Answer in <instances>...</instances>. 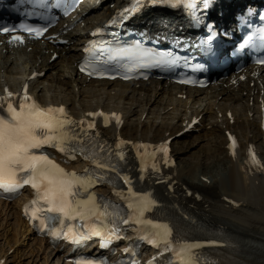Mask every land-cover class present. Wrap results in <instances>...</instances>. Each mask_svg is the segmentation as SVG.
Segmentation results:
<instances>
[{
    "label": "bare ground",
    "instance_id": "1",
    "mask_svg": "<svg viewBox=\"0 0 264 264\" xmlns=\"http://www.w3.org/2000/svg\"><path fill=\"white\" fill-rule=\"evenodd\" d=\"M48 48L54 49L59 57L50 60V54L46 55V49ZM73 53L74 49L71 47L58 49L51 45L34 44L32 51L25 58L22 68L17 66L19 58L13 56L7 47L6 54L0 56V60H2L4 65L5 73L9 75L18 74L15 77L17 79L16 86H20L21 82L26 79V76L34 70L39 72L44 71V78L31 85L36 95L41 100L49 99L52 102L60 100L65 103L69 102L72 106L74 105L78 108L92 107L93 104L99 102L98 99L102 97V94L107 96L112 95L111 97L119 99V102L121 100H127L129 104L139 102V98L146 94V103L152 101L154 105L157 103L156 97H161L162 94H171L172 92L171 86L165 87L166 82H160L158 80H152L149 85H142L140 88L142 93L136 92V95L134 90H130L127 84H121L124 88L117 90L109 89L111 83L107 81L88 84L84 89L72 92L79 84V77L70 62V57ZM47 71L49 73L46 76ZM260 78L264 83V76L261 75ZM100 85H102L101 88ZM227 85L228 81L226 79H217L205 89L195 90L194 94H197L195 96L198 97V100H203V97L210 99L209 103L212 102L211 106H220L223 104L230 106L233 112L234 123L230 118L228 120L233 130L236 132L237 130L239 131V144H242V150L237 159L233 160L226 155V150L223 148V145L226 143L225 137L219 135L217 130H205L203 135L201 134L196 137L187 136L186 134L181 136V138H175L172 152H174L175 158H178V168H163L150 163L148 168L154 172V178L148 181L145 170L135 168L120 160H116L114 164L116 165V169L121 171L119 174L121 177V189L126 191L131 197L125 198L129 205L135 202L136 196L148 195L154 201V205L150 210L145 211L148 214L147 216H155L159 211L166 217L169 225H171V222L175 218L176 220L179 219L178 222L183 226L189 229L193 228L194 230H196L195 227L202 230L208 229L211 224L221 226L220 229L228 232L232 237L231 240L225 242L231 243L232 240L236 242L235 246L228 250V253L234 256L237 264H264V172H254L250 167H247V170L244 169L245 149L248 145L246 141L254 133L259 135L257 131L260 129V126L257 128L258 123L254 119L248 120L241 125L237 124L240 112L236 115L234 106L230 104L231 102L229 100L233 99V96L229 94ZM186 93L188 97L192 96L190 95V90H186ZM203 94L204 96L200 97ZM218 96H221L222 102H218ZM88 97H90V100L84 99ZM94 98L97 100L93 103L91 99ZM160 99H163V97ZM243 100H245V97H243ZM119 102L116 103L117 106H121ZM241 103L244 104L243 101ZM154 106L150 109V113L154 111ZM159 109H161V105L157 107V111ZM136 110H125L128 116L132 112L138 116L136 122L131 117L124 121L123 127L118 132L114 128L109 129L108 132L113 136L119 134V138L122 136H137L139 134L138 138L140 139H146L150 135L161 139L163 132L166 130L161 124L163 119L160 120L161 123L155 126V121L157 120V116L155 115L152 122L148 123L145 121L144 126L139 129L138 120L140 111L135 113ZM196 112L197 115L204 116L203 110H196ZM183 115L188 117V114H182L181 116ZM208 115L205 114V116ZM246 116L248 118L250 117L249 112L246 113ZM176 120L177 122L174 125L176 127L169 135L183 128L180 127V121L183 120L180 116H170L167 124L171 125ZM225 125L229 126L227 121H225ZM204 135L206 137H203ZM182 139H185V141ZM210 143H212L214 149L212 154L205 152V148ZM192 145L197 146L191 149ZM186 149H188V153L180 155V151ZM191 154H193L191 160L187 161L184 159L191 158ZM200 155L201 158L198 160ZM180 157L182 158L180 159ZM201 160L204 162H201ZM222 160L227 162L226 169H223V172L211 169L212 167L219 168L220 166H217V163L219 164ZM211 161L215 162L214 165L205 166V164ZM113 167L114 165L107 166L108 169H112ZM163 171H167L164 176L165 181H161ZM201 173L205 181L200 177ZM129 189H131V192ZM12 206L14 207L13 211L7 208L8 216H12L13 219L10 222L12 228H7V231L11 230L12 233H4L3 236L7 242H11L15 252H19L22 249L33 250L36 247L38 249L36 255H41L43 263L48 262L49 264H53L55 262V264H70L64 260V257H68L66 255L69 248L60 249L59 246H50L45 242L44 238L29 234L30 229L20 217V211L18 209L20 205L12 204ZM164 206L167 207L165 209L167 212L160 211ZM100 212V208L95 210L96 214ZM88 215L89 213H86L83 220L88 221L85 218ZM132 215L138 216V213L133 209ZM147 216L143 217L148 218ZM52 225L55 226L53 232L58 233L56 231L58 222L56 221ZM174 232H180V229L175 228ZM6 235L9 237H6ZM56 242L59 243L60 238H57ZM207 244L208 247L215 246L214 242H208ZM60 245H62V242H60ZM4 255V252H0V257H5ZM0 261L3 264L1 258Z\"/></svg>",
    "mask_w": 264,
    "mask_h": 264
},
{
    "label": "snow or ice",
    "instance_id": "2",
    "mask_svg": "<svg viewBox=\"0 0 264 264\" xmlns=\"http://www.w3.org/2000/svg\"><path fill=\"white\" fill-rule=\"evenodd\" d=\"M152 2L155 3L157 0H152ZM142 4L143 0H133L134 8L142 6ZM130 11V9H125V13ZM23 30L27 31L30 35L34 33L36 36H40L46 29L23 26ZM2 31L8 32L10 29L4 28ZM12 41L22 43L23 39L21 36H13ZM98 51L103 52V49ZM107 63V60H97L93 57L88 62V65L91 67V71L88 74L92 75L104 70L103 65ZM143 66L140 65V67ZM84 70L85 67L82 66L81 71ZM7 95L11 97L13 94L8 93ZM28 99L30 97H25V100ZM8 111L10 119L3 115L2 107H0V189L11 192L20 188L22 184L30 185L36 190L37 196L48 205L47 211L52 213H61L65 216H70L74 213L83 218L86 213L95 214V210L102 207L103 212L101 214L105 216L109 215L108 206L96 204L95 198L91 195L88 196L87 200L76 202L74 207V198L79 195V189H76V185H80L86 190L92 181H85L84 178L77 177L75 173H65L47 155L33 153V150H40L45 145L58 148L61 151H66L71 147L70 141L72 137L68 134V130L65 129V125L74 122L58 119L52 115L57 112L63 114L64 109L61 107L58 109L49 108L42 110L39 109L38 105L33 103L30 105L21 104L19 111L9 104ZM88 115L102 114L89 113ZM115 118L119 122V118ZM91 126L89 125V127ZM72 150L76 151L77 149L73 148ZM79 150L85 151L84 149ZM89 158H92L95 162V154ZM98 166L104 167L105 165L99 163ZM18 173H22L23 175L18 176ZM129 191L131 192V189ZM153 205L154 201L148 195H142L136 196L135 202L129 206L138 213L137 222H141L139 217H143L144 212L150 210ZM147 223L151 224L152 222L148 221ZM152 228L156 231L149 242L157 245L163 244L165 250H167L171 245L169 239L171 237L170 226L164 223H156L152 224ZM71 231L69 229V233ZM69 233H64V236L67 239H72L73 242H80L88 238L85 234L76 233L69 235ZM52 234L54 236L58 235L55 232ZM92 234L99 236L101 232L92 229ZM197 247L199 245H185L180 249L178 254L191 255V250ZM181 264H191V262L183 259Z\"/></svg>",
    "mask_w": 264,
    "mask_h": 264
},
{
    "label": "rangeland",
    "instance_id": "3",
    "mask_svg": "<svg viewBox=\"0 0 264 264\" xmlns=\"http://www.w3.org/2000/svg\"><path fill=\"white\" fill-rule=\"evenodd\" d=\"M182 140L185 141V139H182ZM191 149H192V146H191ZM190 156H191V158H184V159L187 161L191 160L193 157V154H191ZM181 158L182 157H180V159ZM212 173H213V170H212ZM206 175L209 177L208 174H206ZM211 175H214V174H211ZM200 176H202V173ZM0 243H1V241H0ZM37 251H38V249H36V247L33 250L32 249H22L19 252H13L11 254L10 258L15 260V264H49L48 262L43 263V259H42L41 255H38V256L36 255ZM51 259H53V258H51ZM53 264H55V262H53Z\"/></svg>",
    "mask_w": 264,
    "mask_h": 264
}]
</instances>
